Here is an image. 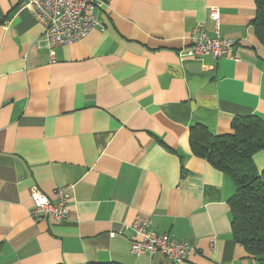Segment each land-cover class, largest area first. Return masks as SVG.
Returning a JSON list of instances; mask_svg holds the SVG:
<instances>
[{
    "label": "crops",
    "instance_id": "1",
    "mask_svg": "<svg viewBox=\"0 0 264 264\" xmlns=\"http://www.w3.org/2000/svg\"><path fill=\"white\" fill-rule=\"evenodd\" d=\"M26 2L0 0V264H258L232 238V181L188 140L264 123L254 0H101L98 26L53 56ZM198 25L235 42L227 57L181 56ZM61 188L67 219L34 220L32 194ZM137 217L194 251L132 255Z\"/></svg>",
    "mask_w": 264,
    "mask_h": 264
},
{
    "label": "built area",
    "instance_id": "2",
    "mask_svg": "<svg viewBox=\"0 0 264 264\" xmlns=\"http://www.w3.org/2000/svg\"><path fill=\"white\" fill-rule=\"evenodd\" d=\"M101 0H27V7L33 18L41 24L43 34L40 42L51 56L55 48L81 41L91 30L98 26L95 8ZM217 18V13H212ZM235 42L227 37L217 35L209 37L198 25L192 29L190 45L182 52V57H211L215 60L225 58L231 52ZM68 195L65 188L55 192V199L50 200L39 192L31 196L30 215L34 220L50 219L60 224L68 217L66 206ZM126 229L131 231L129 252L134 256L160 254L174 263L185 262L194 248L184 242H177L170 234H158L150 230L148 218L137 217ZM115 233L109 234L113 238Z\"/></svg>",
    "mask_w": 264,
    "mask_h": 264
},
{
    "label": "trees",
    "instance_id": "3",
    "mask_svg": "<svg viewBox=\"0 0 264 264\" xmlns=\"http://www.w3.org/2000/svg\"><path fill=\"white\" fill-rule=\"evenodd\" d=\"M255 36L264 45V0H254ZM191 153L227 176L235 192L229 199L233 241L258 264H264V169L258 171L253 156L264 151V123L257 116L235 117L231 133L215 135L195 124L188 134ZM95 264H119L115 262Z\"/></svg>",
    "mask_w": 264,
    "mask_h": 264
}]
</instances>
